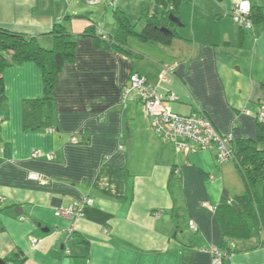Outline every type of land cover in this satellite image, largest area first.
<instances>
[{"label": "crops", "instance_id": "1", "mask_svg": "<svg viewBox=\"0 0 264 264\" xmlns=\"http://www.w3.org/2000/svg\"><path fill=\"white\" fill-rule=\"evenodd\" d=\"M240 1L183 4L177 17L182 26L164 46L118 35L113 13L114 22L106 24L99 13L72 12L66 0H0V29L40 38L64 22L77 41L75 62L58 76L54 105L43 109L35 129L25 130L24 105L43 97L40 68L24 63L3 73L4 264H13L8 260L15 253L22 264H212L210 250L224 241L214 209L222 202L236 204L247 190L238 164L220 166L217 149L177 153L152 132L137 98L124 101L122 90L134 73L157 86L164 67L173 66L174 77L159 90L178 97L171 104L174 113L202 111L235 144L257 141L264 105V22L242 31L231 17ZM251 2L264 9V0ZM117 8L129 18L126 8ZM88 29L117 36L121 50L97 47L92 35L83 36ZM41 43L50 46L47 39ZM258 148L264 150V141ZM30 174L47 183L29 179ZM88 198L93 205L75 223L56 217L57 209ZM32 239L40 241L36 249ZM237 247L226 264H264L263 237Z\"/></svg>", "mask_w": 264, "mask_h": 264}, {"label": "trees", "instance_id": "2", "mask_svg": "<svg viewBox=\"0 0 264 264\" xmlns=\"http://www.w3.org/2000/svg\"><path fill=\"white\" fill-rule=\"evenodd\" d=\"M189 1L154 0L152 5L142 4V18L146 20L139 32H136V26L131 24L128 16L116 7L113 16L118 35L127 38L133 34L143 43L170 46L177 37L174 29L179 27L170 21V17H178L181 6L188 4ZM71 18V16L66 17L65 21ZM251 19L254 26L264 22V9L252 7ZM163 29L166 31L164 32ZM92 33L93 30L90 32L88 29L83 36L92 35L97 47L108 50L120 49L117 36L112 38L105 33L101 36L97 30L96 35ZM104 36L106 39H103ZM42 38L48 40L49 47L42 45ZM76 48V38L64 22L55 24L50 33L40 38L0 29V101L3 103L7 99L3 80L5 69L13 65L34 63L42 72L43 97L24 105L25 130L35 129L41 120L43 109L54 105L58 76L66 65L75 62ZM258 126L257 141L244 140L233 143L234 161L242 173L247 187L246 193L236 199V204L222 202L214 209L224 238L222 247L218 249L227 254L223 264H226L231 255L237 251L238 244L252 241L256 237L264 238V150L258 148V145L264 141V122L259 121ZM257 247L258 245L249 248L252 250ZM9 261L13 264H22V256L15 253Z\"/></svg>", "mask_w": 264, "mask_h": 264}, {"label": "built area", "instance_id": "3", "mask_svg": "<svg viewBox=\"0 0 264 264\" xmlns=\"http://www.w3.org/2000/svg\"><path fill=\"white\" fill-rule=\"evenodd\" d=\"M85 1L92 6L102 3V0ZM111 5H115V2L112 1ZM252 7L251 0H247L246 5L245 0H241L232 8L231 15L232 21L239 28L249 32H252L255 27L251 19ZM97 33L101 36L104 34L101 29H97ZM103 39H106V36ZM174 75L175 67H164L158 77V85L153 86L148 83L146 77L134 73L131 75L129 84L122 90V99L129 101L137 98L149 118L152 132L165 143L172 144L177 153L192 154L200 150L217 149V158L220 166L234 161L233 136L231 134H220L206 113L199 111L189 116H182L171 110V104L178 101V97L171 93H161L159 89L162 84L168 83ZM258 120L264 122V105L260 106ZM71 142L74 144L78 143L75 138H72ZM34 156L41 157L42 154L36 152ZM54 158V154L49 156V159ZM29 179L47 183L41 175L37 174H30ZM90 205H93V200L88 198L82 203L74 202L66 209H57L55 215L58 218L75 223L84 216L85 207ZM204 207H208V205L205 204ZM190 228L193 232L198 230L194 223H190ZM39 242L37 239H32V247L36 249ZM232 246H234V243ZM210 254L212 256V264H223L224 259L227 258V254L218 248H212Z\"/></svg>", "mask_w": 264, "mask_h": 264}, {"label": "rangeland", "instance_id": "4", "mask_svg": "<svg viewBox=\"0 0 264 264\" xmlns=\"http://www.w3.org/2000/svg\"><path fill=\"white\" fill-rule=\"evenodd\" d=\"M85 2V4L83 3ZM112 1L115 2L116 7L126 8V12L129 15L130 21L137 27V31L141 30L143 23H145V18H142V10L141 5L146 4L149 5L150 0H102L103 4L98 6L88 5L85 0H66V5L70 6L73 11H89L94 13H99L100 17L96 15L98 18L104 17V21L110 22L113 21L112 13L115 8L114 5H111ZM140 5V6H139ZM111 19V20H110Z\"/></svg>", "mask_w": 264, "mask_h": 264}, {"label": "water", "instance_id": "5", "mask_svg": "<svg viewBox=\"0 0 264 264\" xmlns=\"http://www.w3.org/2000/svg\"><path fill=\"white\" fill-rule=\"evenodd\" d=\"M170 21L173 22L174 24L178 25L179 27L182 26L180 20L177 17L171 16ZM163 31L165 32L166 29H163ZM0 264H4V262L0 260Z\"/></svg>", "mask_w": 264, "mask_h": 264}, {"label": "clouds", "instance_id": "6", "mask_svg": "<svg viewBox=\"0 0 264 264\" xmlns=\"http://www.w3.org/2000/svg\"><path fill=\"white\" fill-rule=\"evenodd\" d=\"M247 4V0H245V5ZM242 7H244V5H242Z\"/></svg>", "mask_w": 264, "mask_h": 264}]
</instances>
